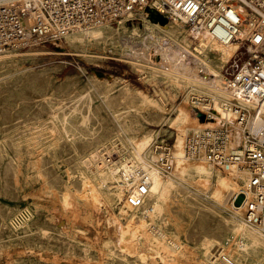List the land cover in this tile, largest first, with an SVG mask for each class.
I'll list each match as a JSON object with an SVG mask.
<instances>
[{"label": "rangeland", "instance_id": "1", "mask_svg": "<svg viewBox=\"0 0 264 264\" xmlns=\"http://www.w3.org/2000/svg\"><path fill=\"white\" fill-rule=\"evenodd\" d=\"M143 25L144 17L129 22L123 21L118 24L105 25L109 30L106 31L104 38L99 41H92L93 43L86 42L81 43L82 45L78 43L77 45L71 46L67 45V38L65 36L62 40L54 43L36 44L20 49H9L7 52L0 54L7 55V57L0 59V147L2 146L0 148V155L2 154L0 156V181L2 180L0 182V186L2 187L0 188V264H67V262L68 264H78L79 262H89L92 264H164L158 255H155V260H153L154 257L150 255L145 262L141 258H138L137 250H134V252L128 251L129 253L125 250H120L117 242L118 233H120L118 224L124 227L128 223V220H126L128 219L126 218L127 214L125 215L122 210L128 211L129 214L132 212L137 213L139 210H129L124 205V202H121V200L117 198L111 200L109 196L116 191L115 186L117 182L114 183L109 180L107 186H104L102 185L101 176L99 175L100 172V174L104 172V170L102 171L104 168V160L107 159L115 162L119 160L117 154H128V149L131 147L128 138L135 137L139 139L142 138L143 135L153 133L152 135L155 139L151 147V152L154 153L155 146L159 143L175 145V138H177L178 130L176 127L172 126L171 121L179 115L181 107L190 109L191 113L194 115L197 114L193 104H190L191 99L186 93L179 91L161 74L154 77L148 71L146 72V70L144 71L139 67L140 64L145 63V60L139 59L141 62L136 60L131 48L134 50L140 49L142 45L138 46V39L136 37L134 38L132 34L135 28L139 31L143 29ZM172 26L177 28L175 23H173ZM187 29L188 28H184L183 31L185 36L189 35L188 37L191 41L192 49L198 47L197 36L192 35L189 29ZM237 42L240 43L241 41L238 40ZM111 44H113V46ZM155 52L164 60L166 66L178 67L182 65L181 63H183V61L187 62L190 59L185 56L182 51L173 49L165 39L156 45ZM11 54L13 57H11ZM160 57L157 59H160ZM211 59L215 61V56L211 55ZM226 74L228 77V73ZM106 90H108V92ZM127 90H129L130 94L127 93ZM138 92L143 93V95L158 103L160 109H152V107L149 106L144 107L142 98L138 96ZM197 99H199V97H195L194 102L196 105H199ZM135 110L138 112L136 113ZM115 111H118L117 113L119 114L122 113L124 121H131L135 119V116L139 117V126L123 134L121 129H119L120 127L116 121V116H114ZM12 115L13 118H11ZM65 116L69 118L68 121H65ZM150 116L152 118H150ZM196 119L200 124L207 123L204 119H201L200 116L197 117L196 115ZM80 124L81 126H79ZM64 126L69 128L70 131L72 130V136H68L65 133L63 129ZM191 130L192 129H190L188 133ZM118 144L123 148H120ZM112 148L113 151H111V154L108 150H112ZM96 150H98V153L96 158H94L95 160H93L91 154ZM104 156L106 159H104ZM39 160L40 162L37 163ZM203 162L204 161H187L186 167L191 169L195 165ZM3 164L6 165L4 166ZM99 164L100 166H98ZM206 165L208 164L206 163ZM35 166L36 168H34ZM94 171H96V173ZM175 171L176 167L171 173ZM213 172L214 175L215 173H220L223 176L227 175L225 171H220L217 168H213ZM42 178L43 181L45 180V183L39 181L42 180ZM216 179L217 177L214 181H216ZM81 180L83 182L85 180V184L82 183ZM18 182L19 185H17ZM87 183H90L89 186L86 185ZM82 184L83 186H81ZM46 185L48 187H46ZM85 185L88 187H85ZM240 186L243 191L244 184L240 183ZM213 189V182L209 184L208 188H204L197 183L193 177L184 179L172 198L173 203L170 205L169 212L166 214L164 213L161 217L159 221L160 226L167 233V238L164 239L161 244H166L169 247L175 245L181 247V250L174 254L176 257L173 264H211L210 262L215 260L222 250H225V252L228 251L227 254L230 255L233 260L239 258L240 264H264V256L261 247L250 248L249 252L245 253L244 256L240 258L234 244L237 239L234 231H231V229H233L232 219L235 213V207H241L245 203V196L240 194L234 197V194L226 193L222 197L223 199L221 198L218 200L212 196ZM90 190L92 191L90 192ZM33 191H35V193ZM95 193H97L96 196ZM36 194H40L39 197H37V195L35 198ZM71 194L73 196H71ZM81 194L83 196H81ZM63 195L67 198L68 204L75 200L73 201L74 203L71 202L72 205L70 204L72 208L68 204L64 205L63 202L65 197ZM91 197L93 199H91ZM85 198H87V200H83ZM38 201L41 203L38 204ZM81 205L84 206L81 207ZM65 206L68 207V209ZM76 208L79 211H77ZM48 209L51 210V212H49ZM31 211L34 214H32ZM82 211H84V213ZM88 212H90L91 216H89L90 214ZM12 213L14 215L13 219ZM42 213L45 216L42 215ZM64 214H66V216ZM76 214L77 216L74 217L73 215ZM98 214L99 216H97ZM69 215H72L71 218ZM78 215H80V218ZM242 217L244 219L245 215ZM73 218L74 221L71 222ZM96 218L97 220H95ZM111 218H113L112 221H115L112 222L110 220ZM22 219L24 221H22ZM58 219L60 224L59 221H57ZM75 219L79 221V224ZM72 223L74 224L72 225ZM114 223L116 227H114ZM69 229H71V231ZM77 229L79 230L77 231ZM31 234H35L34 236L37 237H33ZM48 234H50V236ZM55 234L60 235L56 236ZM74 235L77 236L74 237ZM51 236L54 238L49 239ZM61 236L64 237V239ZM115 236H117V238H115ZM35 238L39 239L36 240ZM230 238L231 240L229 242L228 239ZM68 243L70 245H68ZM31 246L35 247L33 248ZM58 247L60 248L58 249ZM50 248L52 251H50ZM15 254L18 259L15 257ZM164 254L165 251L162 249V255L165 256ZM71 261L73 262L71 263Z\"/></svg>", "mask_w": 264, "mask_h": 264}, {"label": "built area", "instance_id": "2", "mask_svg": "<svg viewBox=\"0 0 264 264\" xmlns=\"http://www.w3.org/2000/svg\"><path fill=\"white\" fill-rule=\"evenodd\" d=\"M151 7L179 21L192 35L242 42L245 59L228 73L230 96L219 101L232 119L218 127L192 129L185 138L184 158L244 173L245 220L264 232V56L256 52L264 44V0H0V51L54 43L75 30L133 21ZM197 100V117L213 122L214 100ZM154 153L163 171L175 169L174 145L159 143ZM124 165L129 167L120 171L124 205L140 210L152 178L141 164Z\"/></svg>", "mask_w": 264, "mask_h": 264}, {"label": "bare ground", "instance_id": "3", "mask_svg": "<svg viewBox=\"0 0 264 264\" xmlns=\"http://www.w3.org/2000/svg\"><path fill=\"white\" fill-rule=\"evenodd\" d=\"M144 17V25L143 29L140 31L137 28H133L134 32L132 36L134 38L136 37L138 40V46L142 47L140 49H132L133 56L136 60H145V63H142L139 65L140 68H142L146 72L148 71L152 76L156 77L158 74H161L165 79H167L172 85H174L179 91L186 93L189 98L191 99L190 104H195L194 98L199 97L200 98H209L213 99L214 104V121L213 122H207L206 124H200L197 119L196 115L192 114L190 109L186 107H181L179 110V115L176 118H173L171 123L173 127H176L178 130L177 138L174 145V154L176 156V171L174 173L163 171L157 164H156V155L155 153L151 152V147L154 143L153 133L152 134H146L143 135L142 138H135L130 137L128 138L130 140V149H128V154L126 153H120L117 154L119 160L113 162L111 160H107L106 157L104 159V172L102 174L99 173L101 176V182L102 185L108 184V181H113L114 183L117 182L115 188L116 191L114 193H111L109 198L113 200V198H117L118 200H121V202H125V195H124V188L123 186H120L119 179H120V171L123 168V170L128 171L129 167L125 166V163L128 162H136L137 164H141L144 169L149 173V175L152 178V184L150 186L149 195L145 200V205L142 209H140L137 213L132 212L128 213V211L122 210V212L126 215V220H128L127 225L123 227V225L120 226L118 224L120 233H118L117 242L119 244L120 250H125L127 253L134 252V250H137L138 258H141L145 262L147 261V258L153 256V260H155V255H158L162 262L164 264H173L175 260V253L179 252L181 250V247L179 245H175L173 247H169L166 244H161V242L166 239V231L161 228L160 226V219L163 216V214L169 212L170 205L172 202V198L174 197L177 188L182 184V181L188 177H193L194 180L197 181L202 187L208 188L209 184L213 182L214 189H213V195L216 199H221L226 193H231L235 195H244V191H242L240 183H244L245 174L240 173L238 174L235 170H228L225 171L227 174L226 176L221 175L220 173L214 175L213 168L214 166L208 164L206 165L205 162L200 163L192 167L191 169L187 168V161L184 158V145H185V138L188 135V131L190 129H200L204 127H217L218 125H222L224 121H231L232 116L228 113H225L220 106L219 101H222L224 99L229 98L228 90L226 89V81H227V74L230 71L233 70V68L236 66V63L240 60L243 61L245 59L244 53L241 51L242 42L231 41L228 43H221L213 40L209 35L204 33H198L194 36H197V43L198 47H195L192 49L191 41L189 39V35L185 36L184 33V26L177 20H170L166 15H164L161 11L157 10L155 7H151L147 10V13ZM123 22V21H121ZM175 23L177 28H174L172 24ZM107 26H100L96 27L90 30H75L73 32H70L66 35L67 45H77L78 43H86V42H92V41H99L104 38L106 31L109 29L106 28ZM114 28V27H113ZM124 28V27H123ZM179 28V29H178ZM188 30V29H187ZM186 30V31H187ZM116 31V30H115ZM246 29H242L239 37H243L244 32ZM118 32V31H117ZM119 35V34H118ZM121 35V34H120ZM119 38V37H118ZM131 38V37H130ZM163 39L167 40L171 47L175 50L182 51L185 56H187L189 61H183L181 63L182 65H179L178 67H171L166 66L164 63V60L160 57L157 52H155L156 45L159 44ZM195 39V38H194ZM118 40V39H117ZM121 40V39H120ZM125 42V41H124ZM93 43V42H92ZM104 43V42H103ZM128 43V42H127ZM194 43V42H192ZM82 45V44H81ZM113 46V44H111ZM128 45V44H127ZM104 46V45H103ZM85 47V46H84ZM127 47V46H126ZM131 47V45H130ZM107 48V47H106ZM91 49V48H90ZM249 49V48H248ZM88 50V49H87ZM116 50V49H115ZM250 52H253V48L250 47ZM7 52V50L0 51V54ZM76 52V51H75ZM90 52V51H89ZM258 54H261L264 56V44H262L258 50H256ZM9 53V52H8ZM26 54V53H25ZM78 54V53H77ZM76 54V55H77ZM83 54V53H82ZM88 54V53H87ZM14 55V54H13ZM85 55V54H84ZM82 55V56H84ZM126 55V54H125ZM128 55V54H127ZM211 55L215 56V61H212ZM15 56V55H14ZM124 56V55H123ZM7 57V55H0V59ZM11 57L12 54H11ZM20 57V56H19ZM160 57V59H157ZM16 60V59H15ZM21 60V59H20ZM96 60V59H95ZM139 60V62H141ZM4 61V60H3ZM5 62V61H4ZM16 62V61H15ZM143 62V61H142ZM138 64V63H137ZM165 64V65H164ZM15 65V64H14ZM23 65V64H22ZM181 66V67H180ZM24 67V66H23ZM2 69V68H1ZM15 69V68H14ZM21 70V69H20ZM26 70V69H25ZM138 70V69H137ZM3 71V70H2ZM19 72V71H18ZM33 72V71H32ZM28 73V72H27ZM29 74V73H28ZM37 74V72H36ZM39 75V74H38ZM44 77V76H43ZM97 77V76H96ZM4 78V77H3ZM25 78V76H24ZM48 78V77H47ZM45 79V78H43ZM99 79V78H98ZM15 80V79H14ZM100 80V79H99ZM98 80V81H99ZM26 81V80H25ZM42 81V80H41ZM110 81V80H109ZM45 82V81H44ZM48 82V81H46ZM3 83V82H1ZM42 83V82H41ZM119 83V82H118ZM12 84V83H11ZM110 84V83H109ZM6 85V84H5ZM107 85V84H106ZM125 85V84H123ZM93 86V85H92ZM109 86V85H108ZM119 86V85H118ZM12 87V86H11ZM87 88V86H86ZM131 88V87H130ZM52 89V88H51ZM94 89V87H93ZM113 89V88H112ZM118 89V88H117ZM126 89V88H125ZM123 89V90H125ZM1 90V89H0ZM7 90V89H6ZM15 90V89H14ZM109 90V89H108ZM108 90H106L108 92ZM138 90V89H136ZM29 91V90H28ZM55 91V90H54ZM77 91V90H76ZM85 91V90H84ZM83 91V92H84ZM115 91V89H114ZM113 91V92H114ZM129 92V90H127ZM32 92V91H31ZM79 92V91H78ZM86 92V91H85ZM100 92V91H99ZM33 93V92H32ZM54 93V92H53ZM74 93V92H72ZM125 93V92H124ZM137 93V92H136ZM80 94V93H79ZM96 94V93H95ZM118 94V93H117ZM32 95V94H31ZM53 95V94H52ZM51 95V96H52ZM86 95V94H85ZM34 96V95H33ZM32 96V97H33ZM58 96V95H57ZM93 96V95H92ZM98 96V95H97ZM138 96L142 98V104L144 107L149 106L152 107V109H160V105L156 103L155 101L149 99L143 93L138 92ZM40 97V96H39ZM94 97V96H93ZM104 97V96H103ZM36 98V97H35ZM91 98V97H90ZM95 98V97H94ZM121 98V97H120ZM125 98V96H124ZM151 98V97H150ZM33 99V98H32ZM44 99V98H43ZM46 99V97H45ZM54 99V98H53ZM52 99V100H53ZM102 99V98H101ZM122 99V98H121ZM60 100V99H59ZM58 100V101H59ZM75 100V99H74ZM103 100V99H102ZM15 101V100H14ZM57 101V102H58ZM26 102V101H25ZM28 102V101H27ZM37 102V100H36ZM48 102V101H47ZM63 102V101H62ZM102 102V101H101ZM100 102V103H101ZM123 102V101H122ZM126 102V101H125ZM48 104V103H47ZM59 104V103H58ZM132 104V103H131ZM189 104V103H187ZM72 105V104H71ZM89 105V104H88ZM104 105V104H103ZM62 106V105H61ZM65 106V104H64ZM77 106V105H76ZM132 106V105H131ZM19 107V106H18ZM105 107V106H104ZM22 108V107H21ZM51 108V107H50ZM108 108V107H107ZM129 108V107H128ZM89 109V108H88ZM109 109V108H108ZM141 109V108H140ZM94 110V109H93ZM110 110V109H109ZM133 110V109H132ZM14 111V110H13ZM41 111V110H40ZM62 111V110H61ZM134 111V110H133ZM161 111V110H160ZM118 111H115L114 116H116V121L118 122L119 129L124 133H128L129 130L135 129L140 124L139 117L135 116V119L131 121H124V117H122V113H117ZM137 113L138 111L135 110ZM145 112V111H144ZM151 112V111H150ZM163 112V111H162ZM78 113V112H77ZM100 113V112H99ZM117 113V115H116ZM125 113V112H124ZM160 113V112H159ZM164 113V112H163ZM79 114V113H78ZM92 114V112H91ZM135 114V113H134ZM46 115V114H45ZM44 115V116H45ZM145 115V114H144ZM11 116V115H10ZM88 116V115H87ZM104 116V115H103ZM142 116V115H141ZM46 117V116H45ZM81 117V116H80ZM107 117V116H104ZM13 118V115L12 117ZM36 118V117H35ZM96 118V117H95ZM102 118V117H101ZM142 118V117H141ZM150 118H152L150 116ZM157 118V116H156ZM44 119V118H43ZM55 119V118H54ZM143 119V118H142ZM13 120V119H12ZM22 120V119H21ZM69 118L65 116V121H68ZM114 120V119H113ZM47 121V120H46ZM57 121V120H56ZM64 121V120H63ZM64 121V122H65ZM151 121V120H150ZM161 121V120H160ZM14 122V121H13ZM86 122V120H85ZM146 122V121H145ZM166 122V120H165ZM21 123V122H20ZM49 123V122H48ZM52 123V122H51ZM10 124V122H9ZM23 124V123H22ZM98 124V123H97ZM117 124V123H116ZM162 124V123H161ZM168 124V123H167ZM12 125V124H11ZM14 125V124H13ZM65 125V123H64ZM85 125V124H83ZM101 125V124H100ZM145 125V123H144ZM143 125V126H144ZM23 126V125H22ZM62 126V125H61ZM81 126V124L79 125ZM113 126V125H112ZM4 127V125H3ZM10 127V126H9ZM25 127V126H24ZM2 128V127H1ZM11 129V128H10ZM24 129V128H23ZM51 129V128H50ZM65 133L68 136H72V130L70 131L69 128L63 127ZM78 129V128H77ZM9 130V129H7ZM81 130V129H80ZM151 130V129H150ZM157 130V129H156ZM19 131V130H18ZM148 131V130H147ZM7 132V131H6ZM5 132V133H6ZM90 132V131H89ZM4 133V134H5ZM56 133V132H55ZM92 133V132H91ZM2 134V132H1ZM34 134V133H33ZM49 134V133H48ZM81 134V133H80ZM84 134V133H83ZM118 134V133H117ZM9 135V134H8ZM29 135V134H28ZM22 136V135H21ZM44 136V135H43ZM8 137V136H7ZM20 137V136H19ZM74 137V136H73ZM114 137V136H113ZM126 137V136H125ZM141 137V136H140ZM27 139V138H26ZM4 140V139H3ZM1 140V141H3ZM109 140V139H108ZM107 140V141H108ZM114 140V139H113ZM112 140V141H113ZM62 141V140H61ZM170 141V140H169ZM10 142V141H9ZM17 142V141H16ZM73 142V141H71ZM114 142V141H113ZM121 142V141H120ZM119 142V143H120ZM168 142V141H167ZM171 142V141H170ZM6 143V142H5ZM111 143V142H110ZM122 143V142H121ZM173 143V142H172ZM3 144V143H2ZM103 144V142H102ZM123 144V143H122ZM6 145V144H5ZM69 145V144H68ZM99 146V145H98ZM106 146V145H105ZM120 147V145L118 144ZM2 147V146H1ZM0 147V148H1ZM6 147V146H5ZM73 147V146H72ZM116 147V146H115ZM122 147V146H121ZM120 147V148H121ZM28 148V147H27ZM96 148V147H95ZM118 148V147H117ZM123 148V147H122ZM15 149V148H14ZM23 149V148H22ZM32 149V148H31ZM127 149V148H126ZM1 150V149H0ZM115 150V149H114ZM119 150V149H118ZM16 151V150H15ZM28 151V150H27ZM30 151V150H29ZM35 151V150H34ZM41 151V150H40ZM105 151V150H104ZM110 153L112 150H108ZM126 151V150H125ZM6 152V151H5ZM26 152V151H25ZM108 152V153H109ZM1 153V152H0ZM98 153V150L92 152L91 157L96 158ZM104 153V152H103ZM102 153V154H103ZM118 153V152H117ZM41 154V152H40ZM112 154V153H111ZM2 155V154H1ZM0 155V156H1ZM12 155V154H11ZM10 155V156H11ZM14 155V154H13ZM86 155V154H85ZM30 156V154H29ZM32 156V155H31ZM42 156V155H41ZM103 156V155H102ZM116 156V155H115ZM100 157V156H99ZM108 157V155H107ZM22 159V158H21ZM116 159V158H115ZM9 160V159H8ZM26 160V159H25ZM36 160V159H35ZM88 160V159H87ZM100 160V159H99ZM18 161V160H17ZM30 161V160H29ZM65 161V160H64ZM101 161V160H100ZM40 162L37 161V163ZM94 162V161H93ZM197 162V161H196ZM33 163V162H32ZM36 163V164H37ZM75 163V162H74ZM99 163V162H98ZM47 164V163H46ZM66 164V163H65ZM68 164V163H67ZM4 165V164H3ZM6 165V164H5ZM4 165V166H5ZM18 165V164H17ZM32 166V165H31ZM48 166V165H47ZM53 166V165H52ZM78 166V165H77ZM100 166V164L98 165ZM57 167V166H56ZM69 167V166H68ZM102 167V166H101ZM36 168V166L34 167ZM39 168V167H38ZM75 168V167H74ZM21 169V167H20ZM25 169V168H24ZM32 169V168H31ZM62 169V168H61ZM93 169V168H92ZM218 169V168H217ZM19 170V169H18ZM22 170V169H21ZM40 170V169H38ZM37 170V171H38ZM95 170V169H94ZM216 170V169H215ZM220 170V169H219ZM100 171V170H99ZM221 171V170H220ZM91 172V171H90ZM96 173V171H94ZM20 173V172H19ZM60 173V172H59ZM69 173V172H68ZM94 173V174H95ZM24 174V173H22ZM82 174V173H81ZM90 174V173H89ZM93 174V173H92ZM98 174V173H97ZM66 175V174H65ZM15 176V175H14ZM41 176V175H40ZM67 176V175H66ZM36 177V176H35ZM69 177V176H68ZM217 177L216 181L215 178ZM18 178V177H17ZM28 178V177H27ZM33 178V177H30ZM86 178V177H85ZM100 178V177H99ZM22 179V178H21ZM45 179V178H44ZM96 179V178H95ZM28 180V179H27ZM34 180V179H33ZM38 180V179H37ZM2 181V180H1ZM0 181V182H1ZM39 181H43L39 180ZM45 181V180H44ZM43 181V182H44ZM65 181V180H64ZM67 181V179H66ZM65 181V182H66ZM82 181V180H81ZM5 182V181H4ZM69 182V181H68ZM85 182V180H84ZM82 181V183H84ZM92 182V181H91ZM31 183V182H30ZM38 183V181H37ZM45 183V182H44ZM98 183V182H97ZM39 184V183H38ZM85 184V183H84ZM90 184V183H89ZM87 183L86 185L89 186ZM19 185V182L18 184ZM22 185V184H21ZM27 185V184H26ZM85 187H88L86 186ZM29 186V185H28ZM44 186V184H43ZM67 186V185H66ZM83 186V184L81 185ZM35 187V186H34ZM46 187H48L46 185ZM184 187V186H183ZM0 188H2L0 186ZM29 188V187H28ZM41 188V186H40ZM68 188V187H66ZM82 188V187H81ZM92 188V187H90ZM89 188V189H90ZM13 189V188H12ZM47 189V188H46ZM49 189V188H48ZM87 189V188H86ZM96 189V188H95ZM106 189V188H105ZM202 189V188H201ZM2 190V189H1ZM15 190V189H14ZM27 190V189H26ZM39 190V189H38ZM67 190V189H66ZM85 190V189H84ZM188 190V189H187ZM212 190V189H211ZM21 191V190H20ZM25 191V190H23ZM53 191V190H52ZM65 191V190H64ZM92 190H90L91 192ZM111 191V190H110ZM203 191V190H202ZM35 193V191H33ZM41 192V191H40ZM39 192V193H40ZM46 192V191H45ZM55 192V191H54ZM87 192V190H86ZM94 192V189H93ZM191 192V191H190ZM43 193V192H41ZM66 193V192H65ZM83 193V192H82ZM209 193V192H208ZM33 194V193H31ZM76 194V193H75ZM84 194V193H83ZM97 193H95L96 196ZM38 194L35 195V198ZM40 195V194H39ZM39 195L37 197H39ZM45 195V194H44ZM57 195V194H56ZM67 195V194H66ZM86 195V194H84ZM100 195V193H99ZM203 195V194H202ZM26 196V195H25ZM55 196V195H54ZM58 196V195H57ZM64 196V195H63ZM70 196V195H69ZM68 196V198H69ZM71 196H73L71 194ZM76 196V195H75ZM81 196H83L81 194ZM80 196V197H81ZM87 196V195H86ZM85 196V197H86ZM92 196V195H91ZM229 196V195H228ZM13 197V196H12ZM24 197V196H23ZM28 197V196H27ZM65 197V196H64ZM79 197V196H78ZM192 197V196H191ZM200 197V196H199ZM47 198V197H46ZM59 198V197H58ZM95 198V197H94ZM101 198V197H100ZM195 198V197H193ZM227 198V197H226ZM33 199V196H32ZM57 199V198H56ZM63 199V198H62ZM64 205H67V198H64ZM76 199V198H75ZM80 199V198H79ZM90 199V198H89ZM91 199H93L91 197ZM97 201L98 198L96 197ZM210 199V198H209ZM223 199V198H222ZM11 200V199H10ZM22 200V199H21ZM20 200V201H21ZM41 200V198H40ZM52 200V199H51ZM60 200V199H58ZM73 200V199H72ZM82 200V199H81ZM87 200V198L83 199ZM28 201V200H27ZM48 202V200L46 199ZM75 201V200H73ZM71 201V202H73ZM216 201V200H215ZM222 201V200H221ZM2 202V201H1ZM70 202V204H71ZM88 202V201H87ZM209 202V201H208ZM30 203V202H29ZM41 203V202H40ZM38 201V204H40ZM53 203V202H52ZM55 203V202H54ZM62 203V204H63ZM74 203V202H73ZM94 203V202H92ZM206 203V202H205ZM212 203V202H211ZM223 203V202H222ZM3 204V203H2ZM56 204V203H55ZM68 204V205H70ZM86 204V203H85ZM100 204V203H98ZM245 203L241 207H235V213L232 219L233 223V229L231 231H234V234L236 235V241L234 242L237 254L241 258L244 256L245 253H248L250 248L254 247H261L263 256H264V232L251 224H249L245 218L243 219L242 216L245 215ZM17 205V204H16ZM45 205V204H44ZM47 205V203H46ZM57 205V204H56ZM72 205V204H71ZM70 205V206H71ZM74 205V204H73ZM93 205V204H92ZM97 205V204H96ZM234 205V204H233ZM50 206V205H49ZM84 205H81V207ZM91 206V205H90ZM94 206V205H93ZM105 206V204H104ZM222 206V205H221ZM2 207V206H1ZM13 207V206H12ZM34 207V206H33ZM53 207V205H52ZM66 207V206H65ZM64 207V208H65ZM76 207V206H75ZM78 207V206H77ZM99 207V206H98ZM97 207V208H98ZM108 207V204H107ZM177 207V206H176ZM217 207V206H216ZM8 208V207H7ZM11 208V207H10ZM9 208V209H10ZM17 208V207H16ZM42 208V207H40ZM56 208V206H55ZM60 208V207H59ZM57 208V209H59ZM68 209V207H66ZM72 208V206H71ZM74 208V206H73ZM178 208V207H177ZM209 208V207H208ZM6 209V208H5ZM15 209V208H14ZM27 209V208H26ZM30 209V208H29ZM32 209V208H31ZM45 209V207H44ZM75 209V208H74ZM72 209L73 211H75ZM77 209V208H76ZM80 209V207H79ZM91 209V208H90ZM93 209V208H92ZM96 209V207H95ZM125 209V208H124ZM127 209V208H126ZM211 209V208H210ZM220 209V208H219ZM34 210V209H33ZM49 210V209H48ZM55 210V209H54ZM52 210V211H54ZM60 210V209H59ZM64 210V209H63ZM89 210V209H88ZM110 210V209H109ZM8 211V210H7ZM13 212V210L11 209ZM23 211V210H22ZM43 211V210H42ZM72 211V212H73ZM77 211H79L77 209ZM81 211V210H80ZM174 211V210H173ZM219 211V210H218ZM222 211V210H221ZM9 212V211H8ZM32 212V211H31ZM51 212V210H49ZM84 213V211H82ZM81 212V213H82ZM98 212V211H96ZM233 212V211H232ZM21 213V212H20ZM44 213V212H43ZM42 213V215H44ZM53 213V212H52ZM57 213V212H56ZM59 213V212H58ZM68 213V212H67ZM90 214V212H88ZM93 213V212H92ZM8 214V213H7ZM19 214V213H18ZM17 214V215H18ZM28 214V213H27ZM32 214H34L32 212ZM54 214V213H53ZM61 214V213H59ZM78 214V213H77ZM73 215L74 217L77 216ZM86 214V212H85ZM84 214V215H85ZM96 214V213H95ZM108 214V213H107ZM111 214V212H110ZM140 214V215H139ZM172 214V213H171ZM198 214V213H197ZM218 214V213H217ZM21 215V214H20ZM41 215V214H40ZM57 215V214H56ZM62 215V214H61ZM60 215V216H61ZM66 216V214H64ZM82 215V214H81ZM93 215V214H92ZM102 215V214H101ZM170 215V214H169ZM229 215V214H228ZM13 213H12V219H13ZM22 216V215H21ZM45 216V215H44ZM70 216V215H69ZM72 216V215H71ZM70 216V218H71ZM80 215H78L79 217ZM91 216V214L89 215ZM94 216V215H93ZM99 216V214L97 215ZM106 216V215H105ZM215 216V215H214ZM27 217V216H26ZM29 217V216H28ZM62 217V216H61ZM77 217V218H78ZM85 217V216H84ZM115 217V216H114ZM190 217V216H189ZM219 217V214H218ZM224 217V216H223ZM35 218V217H34ZM33 218V219H34ZM45 218V217H44ZM51 218V217H50ZM55 218V217H54ZM60 218V217H58ZM80 218V217H79ZM95 218V217H94ZM98 218V217H97ZM97 218L95 220H97ZM122 218V217H121ZM173 218V217H172ZM53 219V218H52ZM107 219V218H106ZM113 218L110 220L112 221ZM168 219V218H167ZM225 219V218H224ZM76 220V219H75ZM117 220V219H116ZM22 221H24L22 219ZM26 221V220H25ZM39 221V220H38ZM59 221V219L57 220ZM54 221V222H57ZM62 221V220H61ZM74 221V218L71 220V222ZM77 223L79 222L76 220ZM115 221V220H113ZM112 221V222H113ZM11 222V221H10ZM41 222V221H40ZM45 222V221H44ZM91 222V221H90ZM95 222V221H94ZM97 222V221H96ZM7 223V222H6ZM13 223V221H12ZM33 223V222H32ZM31 223V224H32ZM84 223V222H83ZM98 223V222H97ZM120 223V221H119ZM225 223V222H224ZM9 224V223H8ZM17 224V223H16ZM50 224V223H49ZM60 224V221H59ZM67 224V223H66ZM74 223H72L73 225ZM79 224V223H78ZM82 224V222H81ZM108 224V223H107ZM113 224V223H112ZM111 224V225H112ZM115 224V223H114ZM51 225V224H50ZM71 225V226H72ZM76 225V224H75ZM172 225V223H171ZM183 225V224H182ZM16 226V225H13ZM21 226V224H20ZM46 226V225H44ZM55 226V225H53ZM66 226V225H65ZM94 226V225H93ZM109 226V224H108ZM117 226V228H118ZM165 226V225H164ZM36 227V226H35ZM75 227V226H74ZM111 227V226H110ZM113 227V226H112ZM116 227V224L114 225ZM113 227V228H114ZM29 228V227H28ZM52 228V227H50ZM59 228V227H58ZM66 228V227H65ZM90 228V227H89ZM108 228V227H106ZM181 228V227H180ZM8 229V228H7ZM26 229V228H24ZM56 229V228H55ZM60 229V228H59ZM58 229V230H59ZM74 229V228H73ZM88 229V228H87ZM116 229V228H115ZM4 230V229H3ZM39 230V229H37ZM47 230V229H46ZM52 230V229H51ZM61 230V229H60ZM67 230V229H66ZM71 231V229H69ZM79 229H77L78 231ZM13 231V230H12ZM22 231V230H21ZM49 231V230H48ZM65 231V230H64ZM84 231V230H82ZM89 231V230H88ZM111 231V229H110ZM117 231V229H116ZM6 232V231H5ZM8 232V231H7ZM35 232V231H34ZM40 232V231H39ZM45 232V231H44ZM53 232V231H52ZM59 232V231H57ZM109 232V231H108ZM9 233V232H8ZM21 233V232H20ZM28 233V232H27ZM31 233V231H30ZM79 233V232H78ZM84 233V232H83ZM7 234V233H6ZM5 234V235H6ZM24 234V233H23ZM22 234V235H23ZM63 234V233H62ZM111 234V232H110ZM113 234V233H112ZM8 235V234H7ZM15 235V234H14ZM33 235V234H31ZM30 235V236H31ZM35 235V234H34ZM33 237H37L34 236ZM43 235V234H42ZM46 235V234H45ZM50 236V234H48ZM56 235V234H55ZM60 235V234H58ZM56 235V236H58ZM67 235V234H66ZM47 236V235H46ZM64 236V235H63ZM77 235H74V237ZM82 236V233H81ZM89 236V234H88ZM10 237V236H8ZM19 237V236H18ZM39 237V236H38ZM52 237V238H51ZM49 239H53L54 237L51 236ZM62 237V236H61ZM87 237V236H86ZM90 237V236H89ZM113 237V236H112ZM6 238V237H5ZM26 238V237H25ZM29 238V234H28ZM27 238V239H28ZM45 238V237H44ZM48 238V237H46ZM64 239V237H62ZM80 238V236H79ZM83 238V237H82ZM24 239V238H23ZM33 239V238H32ZM36 239V238H35ZM39 239V238H37ZM36 239V240H37ZM43 239V238H42ZM106 239V238H105ZM235 239V238H234ZM20 240V239H19ZM47 240V239H46ZM55 240V239H54ZM61 240V239H60ZM182 240V239H181ZM231 238L228 239L230 242ZM30 241V240H29ZM28 241V242H29ZM59 241V240H58ZM63 241V240H62ZM72 241V240H71ZM85 241V240H84ZM83 241V244H84ZM111 241V240H110ZM20 242V241H19ZM24 242V241H23ZM27 242V243H28ZM33 242V241H32ZM40 242V241H39ZM51 242V240H50ZM209 242V241H208ZM22 243V241H21ZM26 243V244H27ZM41 243V242H40ZM47 243V242H46ZM63 243V242H62ZM61 243V244H62ZM81 243V242H80ZM107 243V242H106ZM105 243V245H106ZM116 243V241H115ZM45 244V242H44ZM60 244V242H59ZM161 244V245H160ZM173 244V242H172ZM18 245V243H17ZM34 245V244H33ZM40 245V244H39ZM53 245V244H52ZM68 245H70L68 243ZM103 245V244H102ZM108 245V244H107ZM114 245V243H113ZM30 246V245H29ZM37 246V245H36ZM46 246V245H45ZM44 246V247H45ZM63 246V245H62ZM97 246V245H96ZM118 246V245H117ZM219 246V245H218ZM33 247V246H31ZM35 247V246H34ZM33 247V248H34ZM43 247V246H42ZM50 247V246H49ZM48 247V248H49ZM52 247V246H51ZM55 247V246H54ZM67 247V246H66ZM69 247V246H68ZM101 247V246H100ZM12 248V247H11ZM41 248V247H40ZM60 247H58L59 249ZM95 248V247H94ZM16 249V248H15ZM44 249V248H43ZM51 249V248H50ZM67 249V248H66ZM74 249V247H73ZM80 249V248H79ZM162 249L165 251V256L162 255ZM68 250V249H67ZM22 251V250H21ZM49 251V250H48ZM52 251V249L50 250ZM62 251V250H60ZM64 251V250H63ZM72 251V250H69ZM68 251V252H69ZM119 251V250H118ZM129 251V252H128ZM186 251V250H185ZM1 252V251H0ZM26 252V251H24ZM54 252V251H53ZM52 252V253H53ZM58 252V251H57ZM56 252V253H57ZM66 252V251H65ZM98 252V251H97ZM228 252V251H227ZM225 250H222L218 255L217 258L213 261H211V264H240L239 258L236 260H233L230 255L227 254ZM12 253V252H11ZM19 253V252H17ZM49 253V252H48ZM47 253V254H48ZM72 253V252H71ZM70 253V254H71ZM79 253V252H78ZM121 253V252H120ZM7 254V253H6ZM25 254V253H24ZM41 254V253H40ZM50 254V253H49ZM48 254V255H49ZM111 254V253H110ZM26 255V254H25ZM57 255V254H56ZM61 255V254H60ZM59 255V256H60ZM68 255V254H67ZM123 255V254H122ZM126 255V254H125ZM134 255V254H133ZM54 256V255H53ZM57 256V257H59ZM66 256V254H65ZM83 256V255H82ZM104 256V255H103ZM131 256V253H130ZM12 257V256H11ZM16 257V254H15ZM136 257V256H135ZM197 257V255H196ZM10 258V257H9ZM14 258V257H13ZM17 258V257H16ZM42 258V256H41ZM48 258V256H47ZM50 258V256H49ZM54 258V257H53ZM108 258V257H107ZM18 259V258H17ZM111 259V258H110ZM119 259V258H118ZM197 259V258H196ZM68 260V258H67ZM66 260V261H67ZM72 260V259H71ZM76 260V259H75ZM122 260V259H121ZM11 261V260H10ZM37 261V260H36ZM39 261V260H38ZM42 261V260H41ZM49 261V259H48ZM70 261V260H69ZM102 261V260H101ZM46 262V261H45ZM51 262V261H50ZM62 262V261H61ZM73 261H71L72 263ZM75 262V261H74ZM152 262V260H151ZM181 262V261H180ZM202 262V261H201ZM204 262V261H203ZM44 263V262H42ZM57 263V262H56ZM60 263V262H59ZM70 263V262H69ZM12 264V263H11ZM63 264V263H62ZM68 264V262H67ZM78 264H92L89 262H79ZM143 264V263H142ZM181 264V263H180Z\"/></svg>", "mask_w": 264, "mask_h": 264}, {"label": "water", "instance_id": "4", "mask_svg": "<svg viewBox=\"0 0 264 264\" xmlns=\"http://www.w3.org/2000/svg\"><path fill=\"white\" fill-rule=\"evenodd\" d=\"M200 118H201V119H204V116H203V115H200Z\"/></svg>", "mask_w": 264, "mask_h": 264}]
</instances>
